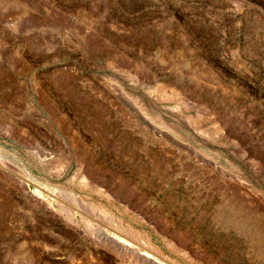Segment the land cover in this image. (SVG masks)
I'll list each match as a JSON object with an SVG mask.
<instances>
[{"label": "rangeland", "instance_id": "rangeland-1", "mask_svg": "<svg viewBox=\"0 0 264 264\" xmlns=\"http://www.w3.org/2000/svg\"><path fill=\"white\" fill-rule=\"evenodd\" d=\"M107 234L264 264V0H0V264Z\"/></svg>", "mask_w": 264, "mask_h": 264}, {"label": "bare ground", "instance_id": "bare-ground-1", "mask_svg": "<svg viewBox=\"0 0 264 264\" xmlns=\"http://www.w3.org/2000/svg\"><path fill=\"white\" fill-rule=\"evenodd\" d=\"M129 236H130V234H129ZM97 238H98V236H97ZM101 238H102L101 245H104L105 247H107L109 253L110 254H113L116 257V259L120 260V262H122L123 264L125 263V259H127V261H128L129 264H162V263H165V262H162L161 263V261H159L157 259V256L158 255H157V252L154 250V247L150 243H148L147 241H145V240L142 241V243L140 241H138L140 243H135L136 246L133 249H131L130 247H128L129 248L128 249L125 246L126 247L125 249H128L129 251L124 249L126 251V252H124L123 250L120 249L123 246L124 241L123 240H120L117 236H115V235H108L107 234L106 237L103 236ZM130 241L133 242L132 239ZM173 263L174 262H172L171 264H173Z\"/></svg>", "mask_w": 264, "mask_h": 264}]
</instances>
